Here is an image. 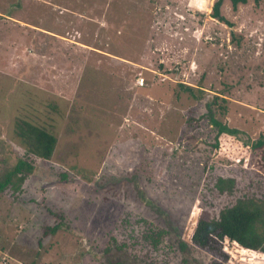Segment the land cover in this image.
<instances>
[{
	"label": "rangeland",
	"instance_id": "obj_1",
	"mask_svg": "<svg viewBox=\"0 0 264 264\" xmlns=\"http://www.w3.org/2000/svg\"><path fill=\"white\" fill-rule=\"evenodd\" d=\"M214 1L0 0V176L17 158L34 167L0 192V264H109L113 240L172 264L173 236L264 200V145L223 133L210 152L205 115L217 93L216 118L264 139V0H224L230 24ZM17 118L55 133L49 159L24 153ZM214 246L227 264H264L227 238Z\"/></svg>",
	"mask_w": 264,
	"mask_h": 264
},
{
	"label": "trees",
	"instance_id": "obj_2",
	"mask_svg": "<svg viewBox=\"0 0 264 264\" xmlns=\"http://www.w3.org/2000/svg\"><path fill=\"white\" fill-rule=\"evenodd\" d=\"M224 0H215L211 7V17L230 24L226 18L220 13V6ZM232 7L235 8L237 3H245L247 0H229ZM258 2L259 0H253ZM181 89L189 93H193L191 85L184 83L180 84ZM202 90L201 88H198ZM195 96V95H194ZM220 95L213 94L212 97L206 100V116H208L210 124L215 129L213 142L209 144L210 152L212 148L219 146L218 136L220 134L232 135L242 145L248 149L255 150L264 145V139L258 138L255 141H245L239 136V129L235 126H230L226 121H220L216 118L215 108ZM15 136L17 141L22 145L24 153L34 155L43 160L49 159L54 151L56 144L55 133L40 124L34 123L26 118L15 119ZM262 158L264 159V150H262ZM243 160V159H241ZM34 167L30 161L22 158H17L15 163L7 167L0 176V192L10 188L15 191L20 188L26 177L32 173ZM65 177L64 173H61ZM233 179L227 178L230 185ZM226 182L225 178L217 179V187L222 190L229 186H223ZM215 218H203L192 233L190 242L172 238L176 240L177 248L180 250V259L174 260L172 264H227L223 259L222 251L214 246L215 239L227 238L228 240L237 243L241 247L252 251H258L264 254V200L253 197H241L233 203L222 207ZM56 222V221H55ZM48 225L47 231L53 232L60 228V223L56 222ZM155 239L158 235H154ZM159 237V236H158ZM156 243V242H154ZM125 245L116 240L110 243L104 252H109V264H158L151 258L140 256L136 253L131 254ZM193 247L202 249L205 254L193 253ZM198 249V250H199ZM203 252V251H202ZM209 253V257L207 255ZM207 257V258H206Z\"/></svg>",
	"mask_w": 264,
	"mask_h": 264
},
{
	"label": "built area",
	"instance_id": "obj_3",
	"mask_svg": "<svg viewBox=\"0 0 264 264\" xmlns=\"http://www.w3.org/2000/svg\"><path fill=\"white\" fill-rule=\"evenodd\" d=\"M137 80H138V81H137ZM142 80H143V79H142L141 77H139V78L136 79L137 83H139V84H142Z\"/></svg>",
	"mask_w": 264,
	"mask_h": 264
}]
</instances>
